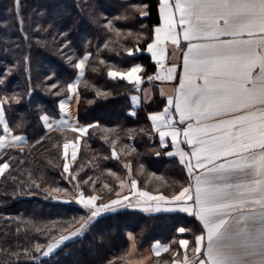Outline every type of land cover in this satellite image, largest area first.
Instances as JSON below:
<instances>
[{"label":"trees","instance_id":"16d2710c","mask_svg":"<svg viewBox=\"0 0 264 264\" xmlns=\"http://www.w3.org/2000/svg\"><path fill=\"white\" fill-rule=\"evenodd\" d=\"M140 8L149 15L141 16ZM109 21L121 35L107 27ZM158 23V0H19V4L0 0V99L11 131L26 136V143L0 153V163L12 164L0 177V264H126L129 232L139 248L153 241L170 245L168 253L149 262L157 264L179 255L181 237L191 243L200 233L193 217L145 211L151 203L140 201L102 214L53 254H42L49 243L79 228L80 217L89 215L78 203L66 202L73 199L69 193L78 196L83 190L101 197L98 203H106L115 198L118 182L127 177L137 180L138 190L169 197L188 184L182 165L165 155L166 148L159 147L151 129L148 115L163 108V99L155 95L150 102L133 107L130 97L141 85L107 76L109 68L125 70L139 62L142 84L147 82L155 64L145 47ZM106 43L115 51H105ZM86 53L91 55L78 84L77 120L98 126L88 128L82 137L70 170L79 181L92 177L95 185L74 188L63 172V143L75 139L76 133L47 130L40 116L58 114L57 102L67 94L76 61ZM100 60L105 63L99 64ZM93 67L99 71L93 72ZM97 90L110 95L98 96ZM113 149L119 159L111 157ZM105 183L111 192L103 187ZM56 187L68 193L52 192ZM73 218L76 222L69 223ZM179 227L190 231L180 234ZM37 244L42 246L40 253L35 252Z\"/></svg>","mask_w":264,"mask_h":264},{"label":"snow or ice","instance_id":"6c2138e0","mask_svg":"<svg viewBox=\"0 0 264 264\" xmlns=\"http://www.w3.org/2000/svg\"><path fill=\"white\" fill-rule=\"evenodd\" d=\"M14 3L19 4V0H14ZM158 4L161 24L154 27L151 42L147 43L152 59L161 64L157 58L165 56L166 43L170 41L172 45H180L177 25L182 29L187 50L183 53V74L176 95L168 98V107L149 113L148 118L153 129L159 132L162 146L168 136L174 148L180 144L188 146L190 151L179 148V151H167L166 155L179 156L180 165L186 168L194 183L182 186L169 197L163 192L139 191L137 180L131 179L128 194L117 191L115 195L118 198L107 203H98L101 197L86 195L83 190L78 196L69 193L73 199L66 202L78 203L89 215L80 217L83 223L79 228L49 243L42 254H53L65 241L82 234L102 214L131 206L130 197L135 196L157 204L175 203L179 206L176 210L192 215L202 223L200 233L191 241L194 244L191 249L193 255L189 256L185 251L182 260L174 255L172 264H264V0H158ZM139 14L149 15L143 10ZM107 27L117 36L122 34L111 21ZM105 51L115 49H110L106 43ZM128 54L132 55L133 51L129 49ZM90 55L86 54L75 64L81 76ZM24 59L27 61L29 58ZM104 63V60L99 61L101 65ZM161 68L164 69L162 64ZM176 68V64L166 68L168 80L175 79ZM92 71L98 72L99 68L93 67ZM141 71L139 64L126 71L109 68L107 76L138 87L143 83ZM147 79L151 81L153 77ZM52 87L56 88V85ZM67 88L72 91L74 85L69 83ZM97 95L106 97L110 94L97 90ZM131 99L137 101L138 97L132 96ZM65 105V100L59 102L61 111ZM41 119L48 128L52 127L47 115ZM55 123L67 126L70 121L61 119ZM0 125H3L5 133H9L2 99ZM95 126L98 125H76L73 131L87 133L88 128ZM161 127L168 131L160 130ZM181 135L183 140H180ZM24 139L23 136H12L13 144ZM76 139L78 141L79 136ZM70 144L76 147L72 141L63 143L66 179L74 182V188L81 185L94 187L92 177L79 181L78 174H72L67 163ZM4 146L5 138L0 135V148ZM156 154L159 156L161 153ZM111 157L119 159L115 149ZM71 159L73 162L77 160V151L71 152ZM124 167L130 168V165L125 164ZM11 168L8 160L0 163V177ZM32 183L39 188L35 181ZM103 187L112 191L107 183ZM123 187L124 181L121 180L120 188ZM51 191L68 193V189L59 187ZM28 192L31 194V188ZM155 210L159 212L161 208L157 206ZM74 222L75 218L69 223ZM177 231L184 234L190 230L179 227ZM178 243L184 249L190 245L188 239H181ZM152 247L156 256L161 254L158 249L163 252L170 250L169 244L159 241ZM41 250L42 246L37 244L35 252L40 253ZM24 254H29L27 249Z\"/></svg>","mask_w":264,"mask_h":264},{"label":"crops","instance_id":"0c3cea01","mask_svg":"<svg viewBox=\"0 0 264 264\" xmlns=\"http://www.w3.org/2000/svg\"><path fill=\"white\" fill-rule=\"evenodd\" d=\"M158 12H159V4H158ZM160 24H161V19H160V14H159V23L156 26H158ZM177 30L180 31V37H179L180 45L179 46H175V45H172L170 41L167 42L166 43L167 51H166L165 56L163 58H161V57L157 58V59L161 60V64L164 66V69L161 68V64H157L156 60L152 59L151 53H149L147 51V44H146L145 51L150 56L151 60L155 64V71L151 75V77H153V79L151 81H149L147 79L146 83L141 84L138 92L131 95V97L132 96H137L138 97L137 101H133L131 99V97H130L131 106L137 107L140 103H148V102H150L153 99V97L155 95H157L161 99H163V101H164L163 108L161 110H158V111H163L165 107H168V98L169 97H174L176 95V89L179 86L180 76L183 74V53L187 50V42L183 40L182 29L179 28V25H177ZM152 33H153V31H152ZM151 39H152V36H151ZM151 39L149 40L148 43L151 42ZM86 54H84L82 57H80L76 61V63L79 62V60L82 59ZM86 63H87V61L85 62V66H86ZM137 64L141 65L142 69H143V65L141 63H139V62L132 64L130 67L135 66ZM172 64H176L177 65V68H176V70L174 72L175 79L168 80L167 79L166 68L170 67ZM130 67H128V68H130ZM127 69L122 70V71H126ZM84 71H85V67H84ZM141 73H142V71H141ZM141 73H139V74L141 75ZM157 76H160V79H156ZM82 78H83V76L80 75V70L76 69L75 76H74L73 80L70 82V83H72L74 85V90L69 91L68 88H67V94L63 98L58 100V102H57L58 114L56 116L53 117V116H50V115H47V114H42L40 116V122H41V125L43 126V128H45L47 130H49V129H63L64 130L65 129V130L73 131V127L76 126V125H79L80 127H87L88 126V124H86V125L81 124L77 120V105H78V101H79L78 84L80 83ZM61 100H65L66 101V105H65V108H64L63 111H61L60 106H59V102ZM45 115H47L49 117V122L52 123V127L51 128H48L45 125V123L42 121V119H41V117L45 116ZM175 118L178 121V119H179L178 114H176ZM61 119L70 121V124L65 126V125H59V124L55 123L56 121H59ZM209 122H214V121H209ZM150 125H151V129L153 131V135H155V137L157 138V142H158L159 147L166 148L165 155H166L167 151H179V148H184L185 151H190L188 146L185 145V144H180L178 147L174 148L172 146V144H171V137L170 136L165 137V143H164V146H162L161 143H160L159 132L153 129L151 121H150ZM0 126L2 128L1 135L4 136V138H5V146L3 148H0V153L6 147H9V146H20V145L26 143V136L25 135H23V134H14L11 131L10 127H9V129H10L9 133H5L3 131V125H0ZM160 130L168 131V129L166 127H161ZM73 132H75V131H73ZM75 133H76L75 139L68 140V141H72L73 143L76 144L75 148H73L72 145L70 144L69 148L67 150L68 153H69V155L67 157V163L71 166V168H72V166L74 164V162L71 159V152L72 151H77V157H78L79 148H80V143H81L82 137L86 134V133H77V132H75ZM13 135L23 136V137H25V139L23 141H20V142L16 143V144H13V142H12V136ZM77 136H79V140L78 141L76 139ZM180 140H183V135H181ZM63 153H64V149H63ZM174 158H176L177 161L179 162V156H176ZM193 163H194V160H193ZM182 167L184 169L185 175L188 177V184L189 183H194L192 178L188 176V172H187L186 168L184 166H182ZM198 171L199 170H197V172ZM123 181H124L123 189L120 188V182L121 181H119L116 192L117 191H122L123 194L127 195L129 190H130V179L127 177V178L123 179ZM187 185H184V186H187ZM139 191H143V190H139ZM153 194H158V193H153ZM116 198H118V197L115 195V198H113V199H116ZM130 200H131V203H138L140 201L151 203V205H148L149 212H157L155 209H156L157 206H159L161 208V211H159V212H167V211L168 212H179V213H182V214H184V215H186L188 217H193L197 221V223L199 224L200 229L202 228V223L196 217H194L192 215H189L187 213L181 212L179 210H176V209H178L179 206L176 205L175 203L160 202L159 204H157V202L148 201L146 198H140V197H135V196L130 197ZM166 209H173V210H166ZM181 239H188V238L181 237L179 240H181ZM156 242L157 241H153L150 245L145 246L143 248H139L137 246V244H136V241H135V238H134V234H132L130 232L127 233V249H126V253H125V256H124L126 264H149V262L153 258L154 259L155 258H159V257H161V255L166 254V253H168L170 251L169 250L168 252H163L162 249H158L161 254H160V256H156V253H155V251H153V247H152L153 244H155ZM160 243L161 244H168V243H163V242H160ZM178 246H179V243H178ZM192 248H194V244L193 243H190L188 249L180 248V246H179V249H180L179 255H181V257L177 258V259H181L182 260L185 251H187L189 256H192L193 253L189 251ZM172 259L173 258H169L168 260H164L163 259V261L159 260V262L157 264H164V261H166L165 264H172Z\"/></svg>","mask_w":264,"mask_h":264},{"label":"rangeland","instance_id":"374dc122","mask_svg":"<svg viewBox=\"0 0 264 264\" xmlns=\"http://www.w3.org/2000/svg\"><path fill=\"white\" fill-rule=\"evenodd\" d=\"M141 10H142V8H140ZM96 195V194H95ZM190 252H192L191 250H189ZM181 257V255H178V256H176V258H180ZM165 262L166 261H164V264H165Z\"/></svg>","mask_w":264,"mask_h":264}]
</instances>
